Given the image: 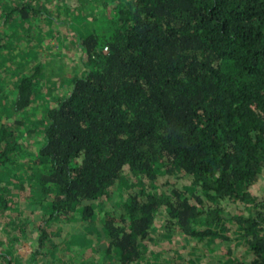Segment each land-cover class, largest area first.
<instances>
[{
  "label": "trees",
  "instance_id": "obj_1",
  "mask_svg": "<svg viewBox=\"0 0 264 264\" xmlns=\"http://www.w3.org/2000/svg\"><path fill=\"white\" fill-rule=\"evenodd\" d=\"M24 1L2 12L0 26L14 11L58 39L59 5ZM129 3L103 10L94 33L76 40L84 65L62 80L65 91L42 59L4 80L5 66L0 89L15 83L13 107L48 98L26 152H15L12 125L0 128V212L20 210L21 231L39 244L67 236L90 264H156L158 252L182 262L190 246L202 264H264V0ZM9 27L14 40L0 37V49L23 38L17 22ZM20 157L42 158L35 198L49 199V214L40 200L14 206L28 188ZM71 218L60 226L75 235H62L58 222Z\"/></svg>",
  "mask_w": 264,
  "mask_h": 264
},
{
  "label": "rangeland",
  "instance_id": "obj_2",
  "mask_svg": "<svg viewBox=\"0 0 264 264\" xmlns=\"http://www.w3.org/2000/svg\"><path fill=\"white\" fill-rule=\"evenodd\" d=\"M20 2L25 1L0 0V17L2 12L10 10V8H15ZM51 2H55L59 5L58 12L62 15L61 17L65 19V23L56 30L59 33L58 39L55 34L52 33L50 28L44 26L39 18L27 16L21 20L20 15L14 11L7 16L4 24L0 26V37L14 40L12 32H10L11 29L9 23L17 22L16 31L18 37H23L21 41L17 42V44H13L7 49H0V75L5 66H7L5 75H1V78L4 80L11 78V70L15 67L19 69V75L24 70H31L29 68H32L37 60L42 59L47 63L46 70H50L49 68L52 65L56 67V71L53 72L54 74H50L48 71L45 73L54 83L50 84L58 87H65V91L68 87L65 85V82H62V80H68L74 74L80 72L84 65L81 64L75 49L76 40L79 38L81 41L82 38L94 33L96 20L103 15V10L110 11L112 6L117 3L125 4V6L130 5L129 0H51ZM44 8L46 11H53L54 5L46 4L44 5ZM104 21V19L101 20V23ZM41 53L44 55H41ZM11 54L14 55L13 61L8 60ZM38 55L41 56V58ZM57 57H59V59ZM23 65L24 67H22ZM4 94L12 101L17 100L18 94L14 82L6 83V87L0 89V97ZM47 98L48 96L45 92L40 93L38 96L34 95L33 100L29 102V105L22 109H17L15 106L13 107L9 99H7L3 105H0V128L3 125L4 127L7 124L12 125V143L18 144V148L15 152H26V147L23 143H33V140H36L38 135L41 136V132L38 133L39 124L36 123L39 116L45 112L47 105L45 100ZM9 155L11 156V154ZM18 162L21 164L17 169L19 172L18 175L23 176L19 179L21 181H28V184L26 183L28 188L25 192V196L19 197L14 206L21 208L22 210H29L27 206L29 202L40 200L39 198H35V196L42 191V186L40 185L42 183L40 179L41 175H36V172L41 167H37V165H41L42 158H29L24 160L20 157ZM31 164L36 166L32 167ZM34 182L37 183L33 185ZM8 189V192H11V185L9 187L7 186L6 191ZM101 201L102 200H98L97 203L96 201L94 202L96 203V216L103 215L105 211L103 205L100 203ZM114 201L120 203L118 198H114ZM39 202L41 207H45V209L48 208L49 199L45 201L40 200ZM41 207H38V209ZM10 211L11 210H3L0 212V264H90L92 262L87 251H84L87 257H81L76 254V250L78 249L77 246L66 245L64 243L68 239L67 236L61 238L63 239L62 242L60 241L61 243L55 241L50 242L44 239L42 243L39 244L36 235H32L31 232L28 235L21 231V229H25V227H23L24 223H21L18 218L20 210L18 211V209H15L11 212ZM48 212H50V209L46 210V213ZM71 221H74V219H67L66 222L60 220L58 222L62 235L73 233V230L66 232L64 228L60 226L62 224L68 226ZM21 233H23L24 236H21L18 239ZM73 235H75V232ZM233 237L234 234L230 237L231 242ZM16 238L18 240L14 241L13 239ZM161 247L163 246L161 245ZM33 249L38 251L34 256V260L31 259V251ZM79 249L83 251L81 248ZM190 250H193L192 254L187 252L185 248L182 250L181 256L184 257L182 262L177 259L178 256H175L172 260L166 259L163 252H158L155 256V262L156 264H167L166 261L169 262V264L200 263L198 257L203 253H200L195 246H190ZM2 254L7 258L4 262ZM220 259L223 260V258H220L219 256V260ZM147 260V258L143 257L142 261H137L133 264H146ZM192 261L196 263H193ZM114 264H116V261Z\"/></svg>",
  "mask_w": 264,
  "mask_h": 264
},
{
  "label": "crops",
  "instance_id": "obj_3",
  "mask_svg": "<svg viewBox=\"0 0 264 264\" xmlns=\"http://www.w3.org/2000/svg\"><path fill=\"white\" fill-rule=\"evenodd\" d=\"M4 95H5V94H4ZM5 97H7V99H8V96H7V95H5V96H4V98H3V99L6 101L7 99H5Z\"/></svg>",
  "mask_w": 264,
  "mask_h": 264
}]
</instances>
